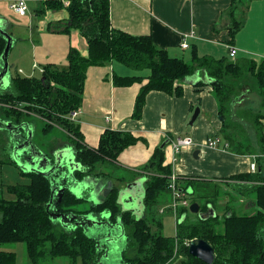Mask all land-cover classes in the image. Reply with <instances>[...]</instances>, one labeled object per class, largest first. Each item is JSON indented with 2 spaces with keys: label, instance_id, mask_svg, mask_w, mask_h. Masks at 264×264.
<instances>
[{
  "label": "trees",
  "instance_id": "trees-1",
  "mask_svg": "<svg viewBox=\"0 0 264 264\" xmlns=\"http://www.w3.org/2000/svg\"><path fill=\"white\" fill-rule=\"evenodd\" d=\"M27 1H40L35 10L39 16L48 11L66 9L68 20L51 27L63 33L78 30L87 41L88 55L83 56L71 48L65 68L44 65L41 79L11 77L8 87L0 89V119L15 126L28 124L35 130V124L25 118L36 116L47 124L44 126L45 134L50 126L58 125L69 135L67 147L73 149L74 159L81 165V170L74 173L76 180L87 181L88 177L109 180L112 171H100V167L117 162L122 152L139 141L128 132L106 130L98 147L89 148L84 143L79 125L71 119V113L78 112L82 106L87 69L111 61L134 71H149L148 77L114 75L113 78L116 87H130L148 81L136 98L133 114L136 120L142 118L148 94L156 91L180 97L184 93L182 84L185 79L198 70L204 72L210 79L222 120V129L216 136L228 141L237 154L252 155L256 151L262 154L258 158L256 174L230 178L256 182L244 190L241 187L236 191L231 189L238 194L254 196L253 213H240L237 206L229 207L228 200L224 211L218 212L215 218L202 220L195 215L196 219L190 220L189 209L182 207L180 214L186 212L187 217L178 223L177 233L172 237L161 234L162 219L157 221L160 207L169 202L168 198L172 199L169 189L172 169L165 165L162 149L155 151L140 173L124 176L116 173V181L125 184L138 176H146L142 218L121 210L118 204L120 189L117 187H113L99 203L89 201L87 192L77 196L67 190L61 201L55 204L54 213L95 214L112 226L121 222L126 238L121 255L123 264H177V261L179 264H207L190 255L186 242L194 239H202L212 245L216 256L213 264H264V62L259 64L248 59L231 61L226 57L217 59L197 54L191 62L172 57L166 50L159 49L151 36H135L112 27L110 0H70L67 7L64 0ZM240 2L242 0H233L232 11L235 12ZM243 25L241 19L234 17L229 29L232 40ZM6 45L7 40L0 35V59ZM197 86L203 87L202 83ZM253 94L260 98L258 110L240 109L242 105L237 101L243 95ZM23 133L26 139L27 132ZM14 147L10 132L0 129V264H17L16 254L4 250L5 246L14 244L25 246L28 264H46L55 259H64L68 264H103L102 257L105 258L106 251L102 250L103 242H100L99 235L91 237L83 227L66 228L51 219L50 180L21 167L13 155ZM24 156L20 157L21 163H25ZM5 166L15 168L13 175H9L12 182L5 178L2 170ZM130 176L133 180L127 181ZM20 178L26 182H20ZM197 182L199 186L195 185ZM186 184L184 190L192 188L191 195L196 196L192 203H198L201 212L208 211L210 205L217 209L218 202L225 195H232L220 188L217 194V189L210 190L209 183L204 181L186 180ZM85 202L89 203L88 207H84ZM153 225L159 232H152Z\"/></svg>",
  "mask_w": 264,
  "mask_h": 264
},
{
  "label": "crops",
  "instance_id": "crops-1",
  "mask_svg": "<svg viewBox=\"0 0 264 264\" xmlns=\"http://www.w3.org/2000/svg\"><path fill=\"white\" fill-rule=\"evenodd\" d=\"M39 3L40 1H28L29 5H36L35 10L39 7ZM11 4L12 0H0V24L4 23V30L13 36L14 29H10L12 26L5 18L9 16L8 8L16 16L19 15L11 9ZM237 5L234 12L233 0H110V20L112 27L118 30L135 36H151L159 49H164L170 56L185 62H191L194 54H197L201 57L208 55L217 59L226 57L231 61L248 59L258 63L253 54L264 53V33L259 36L251 22L253 13L260 10L264 14V0H242ZM35 10H31L29 16L21 17L22 24L26 25V28L29 27L27 31L20 30V33L24 34L23 38L29 40L26 48L32 54V62L24 69L21 66L20 74L33 77L35 75L32 70L35 71L39 66L42 73V67L47 64H54L60 69L67 67V56L71 48L77 49L83 56L88 55L87 41L78 30L73 29L69 33H63L51 27L55 23L68 20L69 14L66 9L58 12L48 11L42 16L37 15ZM245 14L250 17L241 29L244 30H240L232 40L229 29L233 19L235 17L243 21ZM249 28L252 31L250 43L242 40V34ZM14 41L15 45L16 40ZM184 41L189 45L187 49L182 48ZM230 46L238 50L235 60L225 54L229 52ZM18 62L21 64L22 60L18 59ZM127 68L111 61L87 69L83 102L75 119L84 136L85 145L89 148H97L106 130L128 132L139 139L137 144L120 154L117 162L103 164L100 171L109 173L115 166L117 169H113V175H110L113 181L117 180V172L123 175L140 173L155 151L166 143L162 149L165 165L171 166L172 173L174 172L180 179L181 190L187 195H190L188 192L192 191V188L184 190L186 180L204 181L216 189L229 186L234 191L238 187L244 190L256 185V182L230 180L232 176L250 174L251 166L255 162L259 167L258 158L262 154L256 153L257 157L237 154L231 149L232 146L228 141L216 136L222 129V120L210 79L204 72L198 70L185 79L182 84L184 93L180 97L156 91L148 94L142 118L136 120L133 118L136 98L142 86L148 81L144 80L143 83H135L130 87H116L113 78L114 75L148 77L149 71H137L139 73L135 74ZM18 76L22 77L19 74ZM199 83H202L203 87H198ZM237 102L242 105L241 109L257 110L260 98L257 94L248 97L243 95ZM197 107L200 108V114L194 125L190 126L189 123ZM178 137H191L194 145L183 149L177 161L173 163L171 142ZM210 137L221 139L219 147L209 148L206 145ZM196 151L198 155L195 157ZM102 180V178L88 177L86 181L88 187L81 190L84 189L82 193L87 191L89 201L99 203L101 200L94 202V198H103L101 188L98 187ZM146 181L144 175L138 176L132 182H138L139 188L145 192ZM116 182L119 184L118 181ZM128 184L126 183L120 190L125 189ZM94 186H97V189L92 193ZM246 194H243V197L247 201L240 204L244 205L245 209L253 211L251 209L255 206V198L252 194L251 196ZM168 200L172 201L171 197ZM142 201L144 202V199ZM168 203L164 205L162 212L159 210L161 215L167 211L171 212L176 224L181 219H186L187 213L180 214V208L177 220L178 217ZM190 205L185 208L189 209ZM245 209L241 208V211ZM214 210L216 214L219 212L216 208ZM134 216L139 218L138 215Z\"/></svg>",
  "mask_w": 264,
  "mask_h": 264
},
{
  "label": "water",
  "instance_id": "water-1",
  "mask_svg": "<svg viewBox=\"0 0 264 264\" xmlns=\"http://www.w3.org/2000/svg\"><path fill=\"white\" fill-rule=\"evenodd\" d=\"M4 26V23L0 24V35H2L7 40L5 51L0 59V89L4 88L8 82V74L10 70L9 55L15 42L13 37L4 30ZM199 114L200 108L197 107L189 123L190 126L194 125ZM26 127L28 128L27 139L20 138L21 129ZM0 129H5L10 132L15 146L13 155L19 165L21 164V167L24 169L41 174L50 180L52 184L51 200L58 196L57 201H61L63 194L67 190L74 194H82L84 189H81L88 187L85 180L78 181L74 178L75 171L81 170V165L75 161L74 151L72 148L66 147L59 149L54 154L48 155L39 150L34 145V131L29 127L28 124L15 126L10 122H5L0 119ZM165 145L166 143H164L161 149H164ZM197 155L198 151L194 152V156L196 157ZM21 156H24L25 163L20 162ZM138 185V182H132L129 183L125 189L120 190L118 195V204L120 207L122 206L121 210L123 212H131L133 215H138L140 218L141 214H143L145 210L143 205L144 202L142 201V199L145 198V192L143 189L139 188ZM188 193L191 195L192 191H189ZM189 211L192 214L199 215V218L202 220H208L217 216L213 207H209L208 211L206 212H201L200 205L198 203H192L189 207ZM95 216H93V214L87 216H78L75 214H57L54 212L50 214L52 220H59L60 223L66 228L83 227L85 225H87L89 228L97 226L100 229L98 232L99 236L101 233L107 234L105 236V240L109 246H111V244L117 243L122 235L115 238L107 237L110 236L109 232L112 231V229H114L116 226H112L108 221L100 220L98 216ZM183 220L181 219L179 222L181 223ZM102 228L104 229L103 232ZM109 252L110 250L108 247L105 253L106 258H108ZM189 253L193 257L207 264H213L216 258L215 250L212 245L202 239H194L190 241Z\"/></svg>",
  "mask_w": 264,
  "mask_h": 264
},
{
  "label": "rangeland",
  "instance_id": "rangeland-1",
  "mask_svg": "<svg viewBox=\"0 0 264 264\" xmlns=\"http://www.w3.org/2000/svg\"><path fill=\"white\" fill-rule=\"evenodd\" d=\"M253 1H256V0H253ZM28 6H29L30 11L31 10H35V6L36 5H34V4H30L29 5L28 4ZM7 13L9 14V16L5 17V18L10 23V25L12 26V27H10V29H14V31H12L13 32V36L12 37H13V40H16V44L13 45L12 51H11V53L9 55L10 70H9V74H8V83H10L9 79L11 78V76L13 77V76H17L19 74L22 77H26V75L20 74V68L22 66V69H24V67L25 68L27 67L26 65L28 63L30 64L32 62V54L29 52V49L26 48L27 47V43H29V40L26 37L23 38L24 34L22 35V33H20V30L27 31L29 29V27L26 28V25L22 24V20L21 19H23V18H21L19 16H16L9 8H8ZM29 15H30V13L28 14V16ZM248 17H250V16L249 15L246 16V14H245V16L242 18L244 24H245L246 20L248 19ZM251 23L254 25L253 27L255 28L257 33H259V36H261L262 35L261 33L262 32L264 33V14H262L260 10H258L257 12L252 14V22ZM243 30H244V28H243ZM243 30H241V31H243ZM251 33H252L251 28H249L246 32H244V34H242L243 38H244V39L242 38V40L250 43L251 39H252V34ZM20 39H22V40L20 41ZM225 54H226V56H228L229 52L228 53L226 52ZM239 56H241V54ZM253 56L255 57V59H257L259 64L264 62V53H262V54H260V53L259 54H257V53L255 54L254 53ZM18 59L22 60V62H21L22 65L19 64ZM37 60L40 63H42L40 61L39 57H37ZM129 70L131 71V73L134 72L136 74V72H137V71H134L132 69H129ZM32 72H34L33 74L35 75L33 77H35L37 79H41L42 78V73L40 72V67L39 66H37L35 71L32 70ZM137 73H139V72H137ZM8 85L5 88H7ZM71 115H72V113H71ZM71 119L75 122L76 118L73 119L72 116H71ZM25 120H29V121H31V122H33L35 124V130L33 129V131L35 132V133L33 132V136H34L33 137V143L39 149H41L43 152H45L46 154H48V155L54 154L59 149L66 148L70 144L69 143V135L65 131H63L58 125L50 126L51 128H49V132L47 134H45L44 126H46L47 124H45V122L43 120H41L39 117L29 116L28 118H25ZM254 145H255V143H254ZM256 153H257V151H256ZM257 154H252V155L257 157ZM256 163L257 162H255V164ZM113 169H117V168L114 166ZM113 169H110V170L113 171ZM2 170L5 173L6 180L7 181L9 180L10 182H12V179H9V175L12 174V171H15V168H10V167L5 166V167H3ZM120 175L124 176L123 174H120ZM126 180L127 181L133 180V177L130 176ZM20 182L25 183L26 180L20 178ZM5 183H7V182H5ZM124 185H125V182H123V183L120 182L118 184L116 181H113L111 179H109V180L108 179H103L101 181L100 185L98 186V187L101 188V193H102V197L103 198H99V199L94 198V202H97L99 200H101V201L104 200L107 197V195L109 194V191L113 187H117L118 189H120ZM186 185L187 184H185V186ZM195 185L199 186V182L195 183ZM208 188L210 190H213V189L215 190L216 189V188L213 187V185L210 186L209 184H208ZM223 188H224V189H222L223 192L232 193L233 196L231 194H228V196L225 195L224 196L225 198H223L221 201L218 202L217 209L219 210V212L222 213L224 211L225 205L228 203V200H230L229 207L237 206L238 209H239V212L241 213L242 212L241 208L245 209L244 205L241 206V204H243L244 201L246 200L243 197L244 195L242 193L238 194V193L232 191L229 188V186L228 187L224 186ZM96 189H97V186H94L93 189H92V193H94V191ZM220 191L221 190L219 188H217V194L220 193ZM92 193H90V194H92ZM76 195L80 196V193H78ZM235 196L238 198V200H236ZM195 199H196V196L186 195V200L189 201L190 204H192L193 200H195ZM240 202H241V204H240ZM171 203H172V201H170L168 204H171ZM88 206H89V203L85 202L84 207H88ZM171 206L172 205H170V207ZM163 207H165V206L163 205L160 208L161 212L163 211V209H162ZM251 210H253V211H249V209L248 210L245 209L242 213H253L255 211L254 209H251ZM195 215L199 216L197 214L190 213L189 214V219L190 220L196 219ZM96 216H98V215H96ZM140 218H142V217H140ZM161 219H162V223H163V230H162L161 234L163 236H168V237L175 236V234L177 233L176 229H178V224H176V222H175L176 219H175L174 215H172L171 212H169V211L165 212L162 215L160 213H158L157 221H161ZM178 219H179V216H178L177 220ZM56 222H59V221L57 220ZM99 230H100L99 227L94 226L92 228H88V230H85V232L91 237H94V236L96 237V235L98 234ZM103 230L104 229L102 228V232H103ZM112 231L113 232L118 231V234H120V232H121L119 229H112ZM152 232L153 233L154 232H159L158 227L153 225L152 226ZM125 242H126V238L123 237L122 240L119 243L111 244V246H110L111 251L109 253L108 258L102 257L103 264H123L122 260H121L122 259L121 255H122V251L124 249ZM189 243H190V241H187L186 245L189 246ZM4 250L8 251V252H14L16 254V256H17V264H28L26 250H25V246L23 244L8 245V246H5ZM179 262L180 261H177V264H179ZM46 264H68V262L66 260H64V259H55V260L48 261Z\"/></svg>",
  "mask_w": 264,
  "mask_h": 264
},
{
  "label": "built area",
  "instance_id": "built-area-1",
  "mask_svg": "<svg viewBox=\"0 0 264 264\" xmlns=\"http://www.w3.org/2000/svg\"><path fill=\"white\" fill-rule=\"evenodd\" d=\"M63 3L67 7L69 6L70 1L64 0ZM11 9L14 10V12L18 14L20 17H24L30 13L27 0H12ZM188 47H189L188 43L184 41V43H182V48L187 49ZM237 54H238V50L233 46H230L229 47L230 58L234 60ZM71 116L73 119H75L78 116V112L72 113ZM220 143H221V139L219 137H210L207 139L206 145L209 148H217L219 147ZM193 145H194V140L191 137H178L176 140H173L171 142L172 153H173L172 162L175 163L177 161L178 155L181 153L183 149L192 147ZM257 169L258 166L256 164H253L251 166L250 172L256 173ZM169 189L171 190L172 193L171 207L174 210L175 215L178 217L179 214L178 211L180 210V208L188 207L190 204L189 201L186 200L187 194H185L184 191L183 192L181 191L180 179L174 172L170 176Z\"/></svg>",
  "mask_w": 264,
  "mask_h": 264
},
{
  "label": "flooded vegetation",
  "instance_id": "flooded-vegetation-1",
  "mask_svg": "<svg viewBox=\"0 0 264 264\" xmlns=\"http://www.w3.org/2000/svg\"><path fill=\"white\" fill-rule=\"evenodd\" d=\"M23 130L24 131H26L27 132V130H28V128L26 127V128H22L21 129V133H23ZM21 133H20V138H23L24 139V136H22L21 135ZM23 135H24V133H23ZM27 137H28V132H27ZM27 139V138H26ZM70 178H71V176H70ZM57 200H58V196L57 197H54V199H53V201H54V203H53V201H52V205H50L49 207H50V209H51V211H52V213L54 212V209H55V204L57 203ZM93 215H95V214H93ZM96 217V216H95ZM99 217V216H98ZM101 218V217H100ZM139 219V218H138ZM59 221V220H58ZM60 222V221H59ZM116 227L114 228V229H119L121 232H120V234H118V231H116V232H113V231H110L109 233H110V236H107V237H113V238H115V237H120V235H122L121 236V238L117 241V243H119L121 240H122V238L125 236L124 234V229H123V227H122V224H121V222H119L117 225H115ZM83 228L85 229V230H88V226L87 225H85V226H83ZM107 234H105V233H101L100 234V236H99V240H100V242H103V245H102V247H103V249L102 250H105L106 251V249L109 247V250L111 251V249H110V246L107 244V242H106V240H105V236H106ZM101 237H103V238H101ZM117 243H115V244H117ZM110 253V252H109Z\"/></svg>",
  "mask_w": 264,
  "mask_h": 264
}]
</instances>
